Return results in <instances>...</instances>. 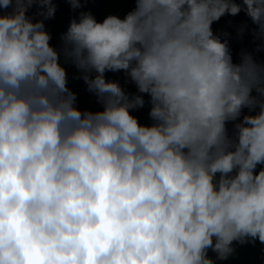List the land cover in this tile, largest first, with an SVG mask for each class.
I'll return each instance as SVG.
<instances>
[{
    "label": "clouds",
    "instance_id": "9594fccd",
    "mask_svg": "<svg viewBox=\"0 0 264 264\" xmlns=\"http://www.w3.org/2000/svg\"><path fill=\"white\" fill-rule=\"evenodd\" d=\"M56 10L0 0V264H216L264 244V0L82 11L54 46ZM241 11L258 43L237 63L212 24ZM67 64L99 110L78 107Z\"/></svg>",
    "mask_w": 264,
    "mask_h": 264
},
{
    "label": "trees",
    "instance_id": "16d2710c",
    "mask_svg": "<svg viewBox=\"0 0 264 264\" xmlns=\"http://www.w3.org/2000/svg\"><path fill=\"white\" fill-rule=\"evenodd\" d=\"M236 3L242 4L243 0H235ZM53 3L57 5L55 16L45 21L46 29L51 33V43L54 46H58L60 43V34L65 32L69 26L71 19L78 17L82 11H90L98 22H102L108 15H117L123 18L121 8L112 6L108 0H81L82 8L73 9L69 0H53ZM38 11V8L34 5L28 10V15L32 16ZM246 25L243 34H239L238 30ZM255 28L251 19L246 15L244 11L239 12L237 15L232 16L225 14L218 21H214L212 24L213 32L217 35L221 33H228L229 44L232 52L234 62H239L240 53L242 50L252 51L256 47V43L253 40L252 29ZM223 38V37H222ZM257 57L264 60V52L256 53ZM68 78V87L77 94V105L80 109H89L96 111L100 109V105L97 103V98L94 93H90L87 90V85L83 79L80 78L81 73L71 64L65 65ZM108 79L120 80L121 84H124L123 72H108L106 73ZM130 91H136L135 86L132 84L126 85ZM255 94V93H254ZM147 100V96L145 97ZM258 108L255 111H249L247 108L243 110V115H256ZM149 106L142 109L135 110L133 112L141 123H150L149 118ZM231 129L232 125H228ZM259 168V166H258ZM235 254L229 257L227 260H217L216 264H264V244L257 241L254 245L249 243L246 245H240L234 242ZM208 255L215 258L216 254L209 250Z\"/></svg>",
    "mask_w": 264,
    "mask_h": 264
},
{
    "label": "rangeland",
    "instance_id": "374dc122",
    "mask_svg": "<svg viewBox=\"0 0 264 264\" xmlns=\"http://www.w3.org/2000/svg\"><path fill=\"white\" fill-rule=\"evenodd\" d=\"M108 2L114 7L123 9V16L135 7V0H108Z\"/></svg>",
    "mask_w": 264,
    "mask_h": 264
}]
</instances>
